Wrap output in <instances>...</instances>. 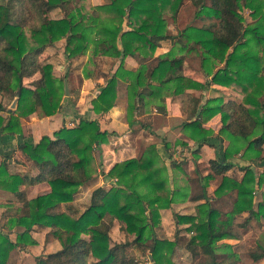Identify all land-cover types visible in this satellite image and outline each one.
<instances>
[{
	"label": "trees",
	"instance_id": "trees-1",
	"mask_svg": "<svg viewBox=\"0 0 264 264\" xmlns=\"http://www.w3.org/2000/svg\"><path fill=\"white\" fill-rule=\"evenodd\" d=\"M189 1L202 24L189 23L172 34L167 27V15L175 21L182 0H109L96 5L87 0H0V94L12 96L17 91L16 109L8 110L11 116L3 128L19 129V116H27L37 107L45 114L59 111L67 74L58 77L52 74L51 64L43 63V52L47 44L64 37L68 57L84 52L89 43L93 44L92 54L100 51L120 57L113 74L96 88L90 103L97 113L107 111L114 104L117 78L127 79L129 125L134 122L144 97H159L162 101L165 93H180L189 87L204 88L208 83L239 88L241 98L223 99L221 94L209 96L199 104L200 96H187V117L197 116L186 120L182 131L198 142L208 141L206 135L212 131L202 124L213 115L221 114L222 124L211 137L219 141L227 139L228 145L222 159H209V167L215 174L229 169L232 162L226 157L240 151L248 161L261 158L264 151V0ZM57 5L65 11L64 16L50 18L48 10ZM242 6L250 9L251 22H245L240 11ZM125 17L131 28L123 30ZM166 37L174 45L159 55L148 73L144 64L135 70L122 67L125 55L137 50L153 52L159 39ZM175 48L181 51L179 55L175 54ZM191 50L199 56L203 81L184 72L185 53ZM34 75L32 85H25L23 78ZM3 120L0 116V125ZM97 124L95 119L80 117L75 125L60 126L51 136L44 134L37 142L29 135L21 137V150L39 169L28 179L48 181L51 188L46 193L26 200L23 192L17 190L24 177L3 179L6 172L0 166V186L12 190L27 208L25 214L12 218L23 226L15 241L0 231V264H5L8 252L16 245L35 242L29 233L33 224L48 226V231L61 244L57 251L34 256L35 264H142L135 253L137 249H149L153 264H173L167 251L173 249L175 241L157 238L153 227L160 217L159 208L168 207L174 201L177 189L169 185L167 167L160 163L155 144L148 145L138 158L113 163L106 174L116 178L114 184L108 189L102 186L92 189L90 204L83 210L78 212L69 204V211H57L60 202L71 200L79 185L97 171L93 150L100 149L101 138L107 133L99 130ZM175 142L187 143L180 139ZM243 169L239 181L223 175L214 189L215 194L223 188L236 191L232 209L223 217L208 202L198 205L196 220L192 215H177L178 221H189L187 230L193 231L187 249L192 254L200 252L207 256V261H200L202 264H218L214 254L217 242L222 237L234 236L228 228L233 227L237 213L246 210V222L251 217L264 218V197L254 200V191L263 182L264 171L256 179L248 165ZM114 218L121 223L123 231L134 234L132 239L110 244L107 230ZM258 248L248 253L251 260L264 256V247Z\"/></svg>",
	"mask_w": 264,
	"mask_h": 264
},
{
	"label": "crops",
	"instance_id": "crops-1",
	"mask_svg": "<svg viewBox=\"0 0 264 264\" xmlns=\"http://www.w3.org/2000/svg\"><path fill=\"white\" fill-rule=\"evenodd\" d=\"M79 1L82 2L84 0ZM87 2L92 5H96L107 3L109 0H87ZM64 14L65 11L58 5L57 7L54 6L48 10V16L50 18H61ZM172 23H174V21H168L167 27L169 28V25ZM122 27L123 30L131 28L130 25L127 24V17H125L122 21ZM170 29L171 30H168L172 34L177 32L172 30L173 28ZM65 43V38L60 37L47 44L43 52V63L47 62L51 64L52 74L57 77L63 76L64 73L72 68L78 73V83L76 82L78 85L77 92L74 95L71 94V92H73L72 90H70L67 95L63 93L60 100L61 107L59 108V111L52 114H45L40 107H37L27 116H19V129H4L3 127L8 123L11 116V112L8 110L16 109L17 91H15L12 96L0 94V116L4 119L0 125V166L6 172L3 179L8 176L10 181L13 176H23L24 181L18 184L17 190L23 192L26 200L48 192L51 188L48 181L31 182L28 179L29 177L35 176L39 172V169L35 165L34 160L29 156L27 157L24 151L21 150L19 146V143L22 140L21 137L29 135L34 142H37L44 134L51 136L52 131L58 130L60 126L71 127L75 125L80 117H85L89 120L95 119L98 123L97 125L99 130H105L107 132L101 138L100 149L93 150L95 168L97 171L91 175L89 180H86L79 185V187L72 193L71 200L68 202L61 201L57 207V211H69V204L78 212L83 210L85 206L90 204L89 199L92 189L98 186L108 189L114 184L116 178L106 174L113 163L118 161L121 162L126 158H138L143 154L148 145L155 144L156 150L159 154L160 163L167 167L169 185L171 188L177 189L174 195V201L171 202L169 207L160 208V214L163 216L165 211L170 210L173 215L171 219V229L173 231L172 236L175 235V237H179L181 232H186L188 235L185 244H182L177 240L175 250L177 251L181 249L184 254L190 258L197 259L195 261L196 264H202L200 261H207V256H204L200 252L192 254L190 249H187L186 246L193 231L187 230L189 221H178L177 215H183L185 217L187 215H192L195 216L196 220L199 217L198 205L208 202L211 207L220 211V217H223L225 212H228L230 208L226 210H221L220 208L217 209L215 204H212L213 199L209 198V194L206 192V189L213 179L220 177V181L215 187L217 188L223 175L230 176L239 181L244 174L245 169H243V167L247 165L253 170L255 178L257 179L264 171V151L261 158L254 157L249 161L246 157H242V151H240L237 155L233 154L230 157H226L232 162L231 167L224 173L215 174L211 167H209V159H216L218 157L222 159L224 156V149L228 145L227 139L219 141L216 140L215 137H211L217 134L218 128L220 124H222L221 114L217 113L216 115H213L202 124L204 128L212 131L211 134L206 135V137L209 138L208 141L203 140L198 142L192 139L189 135H185L182 131L183 123L186 122V120L194 119L197 116L193 115L192 118L188 119L187 110L189 104L187 103V96H200L198 103L202 104L205 98L209 96L215 97L222 94L223 99L234 96L241 98L242 92L235 86L208 83L204 88L189 87L186 88L184 92L174 94L165 93L162 96V101L159 97L151 98L147 96L141 100L140 107L134 115V122L129 125L126 117L127 79L122 77L117 78L114 104L107 111L97 113L92 109V105L90 103V99L94 96L97 90L96 88L99 85H103L113 74L112 72L120 61V57L104 54L100 51L92 54V43H89V48H87L84 52L68 57L65 51ZM173 45L174 41L171 40V38H161L159 39L153 52L149 51V53H145L144 51L137 50L134 53L125 55L122 60V67L127 70H135L140 64H144L147 66L146 72L148 73L149 69L156 64V61L159 59V55L170 50ZM180 52V50L175 48L176 55H179ZM184 64V72L190 74L198 80H204L205 77L203 72H201L198 68H196L193 72H188L186 71V65H191L186 60ZM85 72L88 74L86 75ZM35 77L36 75L30 77L26 76V78L24 77L23 81L25 85H32V80ZM64 79L67 80L69 87L73 86V80L70 79V75H67V78ZM149 82L152 81L149 80ZM153 83L158 84L157 81H153L152 84ZM217 89H221L222 91L224 90V92H220L215 95L214 93ZM213 121L215 125H212ZM177 139L187 142L186 145L190 146L191 154L196 157L195 163L199 162L204 157L208 167V171L206 173H199L198 168L192 162V155L189 159L186 158L188 160L186 166H182V164L178 165V162L173 160L176 158L175 156L178 154L177 149L179 148H176V151L171 153V145H166L164 142L168 141L174 143ZM210 142L213 143V145ZM99 154H101V156L98 159L97 156H99ZM208 174L210 176L207 178L206 176ZM196 184L200 186L197 190L195 189ZM215 188L213 187L212 192H210L212 197L215 198V201L227 197L231 199L232 206L236 200L235 188H223L222 191H219V194L214 193ZM254 192V200L257 201L263 199L264 180L261 185L256 187ZM26 210L27 208L23 206L21 201H18L12 190L0 186V231L7 234L13 241H15L17 232L21 231L23 226L17 222H13L12 218L16 216V214H25L27 212ZM240 216L243 217L244 221L245 217L248 216L247 211L244 210L236 214L237 219ZM255 220L259 221L262 226H264V218L260 217V219ZM238 221L240 220H236L234 222L237 223ZM159 223L157 225H159ZM235 223L232 224L233 227L231 229L228 228V230H233L234 236L222 237L217 242V246H219L220 243H223L228 248L231 244L235 247L237 242H229L232 239H238L240 236V232L234 229ZM114 228L117 230L118 238H116L117 236H113L112 229ZM48 230V226L33 224L29 233H31V237L35 239V242L27 245L23 244L22 246L16 245L13 247L8 252L5 264H26L25 261L27 258H29L28 264H35L34 256L59 250L61 248L59 240ZM107 232L110 236V244L113 242H124L126 239H131L133 236L131 235L132 233H127L122 230L121 223H119L117 218L111 219ZM154 233L156 236L157 233L155 231ZM84 236L87 237L88 235ZM226 242L229 244H226ZM44 246H47L46 249H43ZM50 246H54V249H48ZM38 247H40L42 252L38 250L37 253L31 252L34 248ZM214 254L215 261L218 262V264H222L223 262H221V260H217L218 250H215ZM226 257L229 256L227 255ZM263 258L264 256L251 261L257 263ZM92 261L93 259L90 257L89 263ZM227 264H237V261L231 259L230 262H227Z\"/></svg>",
	"mask_w": 264,
	"mask_h": 264
},
{
	"label": "rangeland",
	"instance_id": "rangeland-1",
	"mask_svg": "<svg viewBox=\"0 0 264 264\" xmlns=\"http://www.w3.org/2000/svg\"><path fill=\"white\" fill-rule=\"evenodd\" d=\"M179 8V13H177L176 16V20L174 21V23L169 25V30H171L170 28H173L172 30L174 31H178L180 29H184V27L189 24H196V25H201L202 24V20H200L197 16H195V7L190 3L189 0H182V3L180 4ZM240 11L242 12V14L245 17V22H251L252 18L250 15V9L248 7H244L242 6V8L240 9ZM168 20L171 22L173 21L171 19V16L167 15ZM186 57H187V62L190 63L191 66L186 65V71L188 72H193L196 68L199 69V56L196 53L195 50H191V51H187L186 52ZM67 75H70V79L73 80V86L69 87V92L70 90H72L73 92H71V94H75L77 92L78 89V73L76 70L70 69L66 72ZM77 82V83H76ZM68 92V93H69ZM220 92H224V90L222 91L221 89H217L215 90V95H217V93ZM205 95V93H204ZM212 125H215L214 121L212 123ZM211 125V126H212ZM168 142V141H166ZM171 145L170 148H172L170 151L171 153H173L174 151H176L177 149V155L175 156L176 158L173 159L174 161L178 162V165L182 166H186L187 163V159H189V157L191 156L192 158V162L193 164L198 168L199 173H206L208 171V167H207V162L204 160V157L202 160H200L199 162L195 163V159L196 157L193 156V154H191V149L190 146H185L182 143L179 142H168V145ZM213 145V144H212ZM182 146V147H181ZM215 146V145H214ZM185 147V148H184ZM182 148V149H181ZM169 151V152H170ZM172 155V154H171ZM217 155V152H216ZM187 158V159H186ZM206 162V165H205ZM175 163V162H174ZM188 170L190 171V169L188 168ZM101 172L103 173V171L101 170ZM207 177V176H206ZM208 178V177H207ZM220 181V177L213 179L210 183V185L208 186V188L206 189V192L209 194V198H212V204H215V207L217 209H221V210H226L228 208H230L229 210L232 209L231 206V199L230 198H222L219 199L218 201H215V198L212 197V194L210 192H212V188L216 187L218 185ZM208 185V184H207ZM200 186L198 184H196V190L197 188H199ZM210 204V203H209ZM170 206V205H169ZM168 206V207H169ZM163 208V207H161ZM160 208H159V213H160ZM172 214L169 211H165L163 213V216L160 214V217L158 219V222L156 223V225L153 227V230L157 233L156 237L160 238V239H168V240H174V245H173V249L172 250H168V255H169V260L170 262H173V264H196V260L195 258H190L189 256H187L186 254H184L183 250L179 249V250H175V245L177 244V240L178 242L185 244L188 235L186 234V232H181V234L179 235V237H175V235L172 236L173 231H172ZM236 220H240L237 223H235L234 225V229L240 232V236L238 239H232L231 241H229L230 243L233 242H237V244L235 245V247L232 246V244L230 245V247H226L223 243H220L219 246H217L218 250V254H217V260L221 262H223L222 264H227V262H230L231 259L236 260L237 264H264V258L262 260H259V262H254L251 261V259L248 256V253L251 252V250L254 249H258L260 250V248H258V246H263L264 247V226H262V224L259 221H256L255 218L251 217V219L246 223L243 221V217L240 216L238 219H234V221ZM160 222V223H159ZM159 223V225H157ZM113 232V236H117V230L114 228L112 229ZM178 232V231H176ZM132 238L134 237V234ZM118 238V236L116 237ZM131 238V239H132ZM178 238V239H177ZM237 240V241H236ZM151 241L149 240V243ZM226 244H229L226 242ZM47 246H44L43 249H46ZM54 249V246H50L48 249ZM168 248V247H166ZM166 248L164 249V251L166 250ZM41 251L40 247L38 248H34L33 253H37L38 251ZM149 249H137L135 251L136 255L138 256V259L141 261L142 264H153L151 262L150 259V254ZM42 252V251H41ZM229 257H226V256ZM26 264L29 263V258H27V260L25 261Z\"/></svg>",
	"mask_w": 264,
	"mask_h": 264
},
{
	"label": "water",
	"instance_id": "water-1",
	"mask_svg": "<svg viewBox=\"0 0 264 264\" xmlns=\"http://www.w3.org/2000/svg\"><path fill=\"white\" fill-rule=\"evenodd\" d=\"M68 92H69L68 82L66 79H64V94L67 95Z\"/></svg>",
	"mask_w": 264,
	"mask_h": 264
}]
</instances>
